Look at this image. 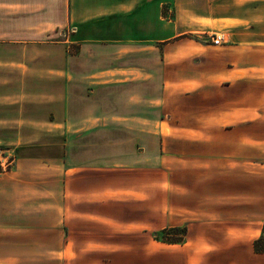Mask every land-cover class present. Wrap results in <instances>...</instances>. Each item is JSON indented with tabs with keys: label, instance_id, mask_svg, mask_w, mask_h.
I'll list each match as a JSON object with an SVG mask.
<instances>
[{
	"label": "crops",
	"instance_id": "1",
	"mask_svg": "<svg viewBox=\"0 0 264 264\" xmlns=\"http://www.w3.org/2000/svg\"><path fill=\"white\" fill-rule=\"evenodd\" d=\"M69 27L75 33L64 38ZM201 34H220L221 51ZM253 79L263 99L264 0H0V150L14 156L0 174V264H77L87 250L74 243L89 237L73 230L85 223L72 211L102 197L97 176L168 162L160 146L172 136L181 143L169 161L175 167L187 157L237 166L254 157L255 183L240 195V216L246 208L262 225L264 107L249 122L252 111L228 100L192 126V137L163 135V124L186 129L152 118L168 96ZM221 239L228 246L200 264H264L251 244L234 246L227 233Z\"/></svg>",
	"mask_w": 264,
	"mask_h": 264
},
{
	"label": "rangeland",
	"instance_id": "2",
	"mask_svg": "<svg viewBox=\"0 0 264 264\" xmlns=\"http://www.w3.org/2000/svg\"><path fill=\"white\" fill-rule=\"evenodd\" d=\"M171 14L173 12L168 14L170 20ZM200 37L205 44L214 46L210 35L201 34ZM221 44L214 51H221ZM255 81L241 83L229 90H224L223 81H218L177 98L168 96L161 106V114H153L152 118L187 130L171 132L163 124L160 126L163 135L183 133L192 137L193 125L202 126L209 111L221 109L231 100L233 108L243 105L252 111L250 122L256 118V107H264V98L259 92L262 87ZM200 130L202 132L203 128ZM256 132L252 128L248 133L253 138ZM231 136L236 137V133ZM167 140L160 146V156L172 157L167 159L168 162L153 163L152 168L146 170H121L97 176L102 178V197L97 202L88 198L81 210L72 211L73 218L85 223L73 226V230H81L89 237L87 242L74 243L78 250H87L77 264H200L205 253L228 246L229 240L221 239L225 233L234 241L230 244L237 247L250 246L251 240L260 235L259 220L248 216L246 208H243V218L240 216L243 205L240 195L246 197L247 186L255 183V158H251L249 164L237 166L236 161L218 159L209 162L195 155L194 158L187 157L191 161L182 167H175V162L169 161L176 160L175 155H181L176 154L181 150V143H175L174 136ZM149 149L158 159L157 140H152ZM183 152L188 151L184 148ZM247 168L249 170L245 171ZM73 205H79L77 199ZM191 225L194 227L192 237L188 232ZM182 227L187 230L183 244L159 242L163 229ZM101 249L114 252H106L107 256L92 252ZM66 257L71 255L67 253Z\"/></svg>",
	"mask_w": 264,
	"mask_h": 264
},
{
	"label": "trees",
	"instance_id": "3",
	"mask_svg": "<svg viewBox=\"0 0 264 264\" xmlns=\"http://www.w3.org/2000/svg\"><path fill=\"white\" fill-rule=\"evenodd\" d=\"M186 227L163 229V237L159 242L163 244H183L186 237ZM252 251L255 254H264V222L260 227V235L251 243Z\"/></svg>",
	"mask_w": 264,
	"mask_h": 264
},
{
	"label": "built area",
	"instance_id": "4",
	"mask_svg": "<svg viewBox=\"0 0 264 264\" xmlns=\"http://www.w3.org/2000/svg\"><path fill=\"white\" fill-rule=\"evenodd\" d=\"M75 27H69L62 36L64 38L69 37L70 35L75 33ZM211 43L214 46H217L222 41V36L220 34H211L210 35ZM14 165V156L12 154H7L4 151L0 150V174L8 173L11 171Z\"/></svg>",
	"mask_w": 264,
	"mask_h": 264
}]
</instances>
